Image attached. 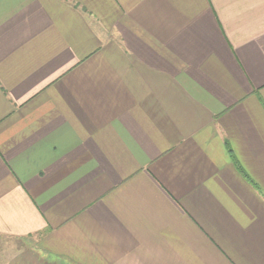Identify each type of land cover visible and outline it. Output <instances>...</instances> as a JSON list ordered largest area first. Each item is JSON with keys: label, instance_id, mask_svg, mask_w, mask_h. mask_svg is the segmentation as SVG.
I'll list each match as a JSON object with an SVG mask.
<instances>
[{"label": "crops", "instance_id": "0c3cea01", "mask_svg": "<svg viewBox=\"0 0 264 264\" xmlns=\"http://www.w3.org/2000/svg\"><path fill=\"white\" fill-rule=\"evenodd\" d=\"M0 237L264 264V0H0Z\"/></svg>", "mask_w": 264, "mask_h": 264}, {"label": "rangeland", "instance_id": "374dc122", "mask_svg": "<svg viewBox=\"0 0 264 264\" xmlns=\"http://www.w3.org/2000/svg\"><path fill=\"white\" fill-rule=\"evenodd\" d=\"M1 238H4V237H0V239ZM1 242H0V257L2 258V257H4L5 256V253H6V251L8 250L9 251V249H7V247H6V243H10L11 241H9V239H2V240H0Z\"/></svg>", "mask_w": 264, "mask_h": 264}, {"label": "trees", "instance_id": "16d2710c", "mask_svg": "<svg viewBox=\"0 0 264 264\" xmlns=\"http://www.w3.org/2000/svg\"><path fill=\"white\" fill-rule=\"evenodd\" d=\"M238 168L241 172H244V170L242 169V167L240 165H238Z\"/></svg>", "mask_w": 264, "mask_h": 264}]
</instances>
